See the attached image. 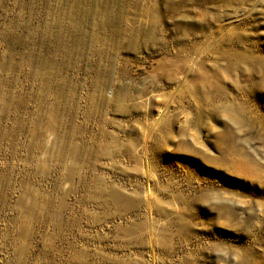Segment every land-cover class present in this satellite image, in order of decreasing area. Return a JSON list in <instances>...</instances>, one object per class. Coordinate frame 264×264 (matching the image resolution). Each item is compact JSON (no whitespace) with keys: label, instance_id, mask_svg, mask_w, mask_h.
I'll list each match as a JSON object with an SVG mask.
<instances>
[{"label":"rangeland","instance_id":"374dc122","mask_svg":"<svg viewBox=\"0 0 264 264\" xmlns=\"http://www.w3.org/2000/svg\"><path fill=\"white\" fill-rule=\"evenodd\" d=\"M0 264H264V0H0Z\"/></svg>","mask_w":264,"mask_h":264}]
</instances>
